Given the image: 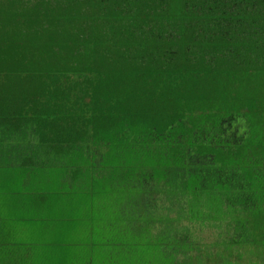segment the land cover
I'll return each mask as SVG.
<instances>
[{"label": "trees", "instance_id": "16d2710c", "mask_svg": "<svg viewBox=\"0 0 264 264\" xmlns=\"http://www.w3.org/2000/svg\"><path fill=\"white\" fill-rule=\"evenodd\" d=\"M246 6L0 0V264H264Z\"/></svg>", "mask_w": 264, "mask_h": 264}, {"label": "rangeland", "instance_id": "374dc122", "mask_svg": "<svg viewBox=\"0 0 264 264\" xmlns=\"http://www.w3.org/2000/svg\"><path fill=\"white\" fill-rule=\"evenodd\" d=\"M237 2H240V3H244V4H247V5H260L262 7H264V0H237ZM224 5H222L221 8H223ZM242 18H237L235 19L237 22L241 23V24H250V25H254L256 28H259V27H264V8L263 9H255L254 12L251 10L250 6H246V9L242 12ZM172 51L173 50H177V47L174 46L172 47L171 49ZM175 58L179 59V55H178V52L174 54ZM185 62H187V58H182ZM62 199L64 200V197H62ZM62 204L65 205L66 202H63L62 201ZM68 204V203H67ZM218 232L217 229H214L212 228L210 225H208L207 228H204V230L202 232H198L197 233V237H198V240L201 244H207L209 243L208 242V239L213 237V235ZM35 234H33V237H27V239H30V240H34L37 236H35ZM15 242H19L20 240H24L23 236L19 234V236H17L16 234H13V237ZM80 241H75V242H78V243H81V239H79ZM82 250V247L77 244V245H74L72 246V251L73 253H75L76 255H79V252ZM85 250V249H84ZM213 253H215L213 250H212ZM242 253V252H240ZM34 261V259H32ZM240 261L241 264H246V263H249L251 262L253 259L249 256V255H244L242 253L241 257L237 259V261ZM39 261H42V259L38 258V259H35V262L36 264H40Z\"/></svg>", "mask_w": 264, "mask_h": 264}]
</instances>
